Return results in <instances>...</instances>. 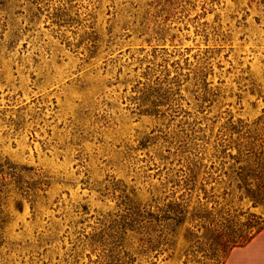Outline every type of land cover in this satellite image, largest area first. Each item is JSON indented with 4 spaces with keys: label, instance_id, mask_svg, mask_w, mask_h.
<instances>
[{
    "label": "rangeland",
    "instance_id": "obj_1",
    "mask_svg": "<svg viewBox=\"0 0 264 264\" xmlns=\"http://www.w3.org/2000/svg\"><path fill=\"white\" fill-rule=\"evenodd\" d=\"M263 117L264 0H0V264H182L130 216L189 177L246 210L203 178ZM233 257L264 264V231Z\"/></svg>",
    "mask_w": 264,
    "mask_h": 264
},
{
    "label": "trees",
    "instance_id": "obj_2",
    "mask_svg": "<svg viewBox=\"0 0 264 264\" xmlns=\"http://www.w3.org/2000/svg\"><path fill=\"white\" fill-rule=\"evenodd\" d=\"M246 134L238 155L222 156L216 171L208 172L203 181L226 177L233 190L224 191L223 195L235 194L237 201L246 202L248 208L220 205L214 200L212 188L202 189L203 199L212 200L211 208L199 200L192 206L190 195L195 179L189 177L185 194L171 196L169 203L156 207L155 211L143 208L130 216L131 231L139 236V253L164 251L160 248L175 247L180 241L182 264H226L234 249L247 246L264 231V134ZM227 159L232 162L228 167ZM214 168L212 164L210 169ZM256 208H261L263 213L250 212ZM122 254L114 264H134L128 252Z\"/></svg>",
    "mask_w": 264,
    "mask_h": 264
},
{
    "label": "crops",
    "instance_id": "obj_3",
    "mask_svg": "<svg viewBox=\"0 0 264 264\" xmlns=\"http://www.w3.org/2000/svg\"><path fill=\"white\" fill-rule=\"evenodd\" d=\"M258 236V235H257ZM257 236L248 244V245H250V244H252L255 240H256V238H257ZM247 245V246H248ZM246 247V246H245ZM244 248V247H243ZM237 249H242V248H237ZM237 249H234L232 252H231V254H230V256H229V258H228V260H227V262H226V264H228L229 262H230V260H232L234 257V252H235V250H237Z\"/></svg>",
    "mask_w": 264,
    "mask_h": 264
}]
</instances>
